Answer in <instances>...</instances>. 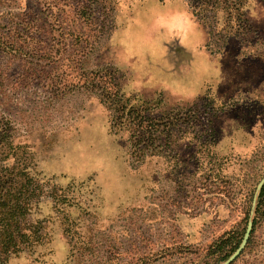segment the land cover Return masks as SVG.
<instances>
[{
  "label": "rangeland",
  "instance_id": "1",
  "mask_svg": "<svg viewBox=\"0 0 264 264\" xmlns=\"http://www.w3.org/2000/svg\"><path fill=\"white\" fill-rule=\"evenodd\" d=\"M111 1L106 14L88 0H0V119L30 151L31 173L69 198H41L32 217L45 238L5 264H224L249 220L228 264H264V216L255 212L264 0L246 2L256 34L241 36L187 0ZM107 65L126 95L160 99L166 110L210 106L207 145L186 135L132 164L126 135L110 131L108 111L81 86L83 72Z\"/></svg>",
  "mask_w": 264,
  "mask_h": 264
},
{
  "label": "trees",
  "instance_id": "2",
  "mask_svg": "<svg viewBox=\"0 0 264 264\" xmlns=\"http://www.w3.org/2000/svg\"><path fill=\"white\" fill-rule=\"evenodd\" d=\"M187 1L194 13L200 10L205 14L220 13L221 28L227 29V33L236 36L256 34V28L245 16L244 7L248 0ZM93 4L107 14L112 1L88 0L86 6ZM86 12L83 11V16L88 18L89 13ZM81 77V86L93 91L108 111L110 131L126 135L132 164L141 165L150 156L172 151L173 145L186 135H193L191 140L198 139L202 145H207L212 119L217 114L207 104L166 110L161 107L160 99L126 95L120 87L121 74L110 65L85 71ZM12 131L10 119L1 118L0 264H5L11 255L32 250L42 243L45 238L43 220L32 215L43 196L50 197L56 204L69 200L64 193L58 192L60 188L47 187L31 173L32 155L26 145L13 143ZM255 212L257 218L264 216V185L258 194ZM232 251L225 254V258Z\"/></svg>",
  "mask_w": 264,
  "mask_h": 264
},
{
  "label": "water",
  "instance_id": "3",
  "mask_svg": "<svg viewBox=\"0 0 264 264\" xmlns=\"http://www.w3.org/2000/svg\"><path fill=\"white\" fill-rule=\"evenodd\" d=\"M264 183V177L261 179V181L259 182V187L262 186V184ZM252 228V220H249L243 235V238L239 244V246L237 247V249L228 257V259L224 262V264H228L230 263L233 259H235V257H237V255L240 253V251L245 247L250 231Z\"/></svg>",
  "mask_w": 264,
  "mask_h": 264
}]
</instances>
